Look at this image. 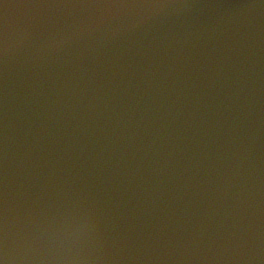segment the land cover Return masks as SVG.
<instances>
[{
  "label": "water",
  "instance_id": "1",
  "mask_svg": "<svg viewBox=\"0 0 264 264\" xmlns=\"http://www.w3.org/2000/svg\"><path fill=\"white\" fill-rule=\"evenodd\" d=\"M0 38L9 264H264V0H3Z\"/></svg>",
  "mask_w": 264,
  "mask_h": 264
},
{
  "label": "snow or ice",
  "instance_id": "2",
  "mask_svg": "<svg viewBox=\"0 0 264 264\" xmlns=\"http://www.w3.org/2000/svg\"><path fill=\"white\" fill-rule=\"evenodd\" d=\"M0 4H3V0H0ZM6 6V5H5ZM4 51V42L0 38V56ZM2 136V133H0ZM3 152L2 140H0V153ZM7 216H6V203L4 199V193L2 190V182H0V264H9L7 256Z\"/></svg>",
  "mask_w": 264,
  "mask_h": 264
}]
</instances>
